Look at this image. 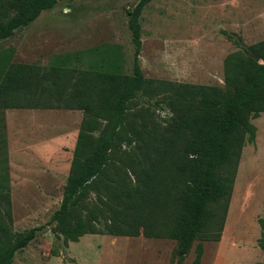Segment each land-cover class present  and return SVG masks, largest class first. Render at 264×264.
Segmentation results:
<instances>
[{
  "label": "trees",
  "instance_id": "16d2710c",
  "mask_svg": "<svg viewBox=\"0 0 264 264\" xmlns=\"http://www.w3.org/2000/svg\"><path fill=\"white\" fill-rule=\"evenodd\" d=\"M59 1L0 0V40ZM149 1L127 8L130 74L115 43L55 54L45 65L15 61L14 48L2 49L0 120L8 108L83 111L61 204L49 220L65 245L85 234H142L174 239L187 254L197 240L191 264H199L203 242L221 237L243 148L256 139L251 119L264 112V39L226 56L224 87L146 77L141 16ZM139 99L153 100L168 117L150 120L134 110ZM123 143L133 150L121 154ZM92 191L98 205L89 203ZM2 197L10 206L9 194ZM40 229L11 234L0 218V264H12Z\"/></svg>",
  "mask_w": 264,
  "mask_h": 264
},
{
  "label": "rangeland",
  "instance_id": "374dc122",
  "mask_svg": "<svg viewBox=\"0 0 264 264\" xmlns=\"http://www.w3.org/2000/svg\"><path fill=\"white\" fill-rule=\"evenodd\" d=\"M138 2L61 0L29 25L1 39L0 51L12 47L15 61L45 65L55 54L115 43L123 47L124 68L130 74L134 44L127 8ZM141 25L140 64L146 77L224 87L226 56L264 39V0H150ZM140 108L157 123L168 117L167 110L153 100L139 99L134 110ZM2 116L1 221L11 234L41 227L36 237L15 253L12 264L192 263L197 240L187 254L179 253L174 239L142 234H85L65 245L49 220L61 204L83 111L8 108ZM251 121L256 139L243 148L221 237L203 242L199 264H264V250L258 246L259 219H264V112ZM20 141L45 150L41 155L59 150L56 166L11 163L10 149ZM133 148L134 144L123 143L121 154ZM6 193L10 206L2 197ZM89 203L99 204L94 191Z\"/></svg>",
  "mask_w": 264,
  "mask_h": 264
},
{
  "label": "crops",
  "instance_id": "0c3cea01",
  "mask_svg": "<svg viewBox=\"0 0 264 264\" xmlns=\"http://www.w3.org/2000/svg\"><path fill=\"white\" fill-rule=\"evenodd\" d=\"M54 149L50 150V154L49 152H47V156L45 155L46 152L45 150H41L40 147L38 146H30V145H25L24 142H19L15 145H13L10 149V162H17V163H24V162H43L45 163L47 166L49 167H55L56 163L58 162V158H59V150L56 151L55 153L53 152ZM44 156H46V158L43 160V155H41V153ZM72 153V151H71ZM53 154L55 155V157H53ZM16 156V157H15ZM46 161V162H45ZM21 166V165H20Z\"/></svg>",
  "mask_w": 264,
  "mask_h": 264
},
{
  "label": "water",
  "instance_id": "95a60500",
  "mask_svg": "<svg viewBox=\"0 0 264 264\" xmlns=\"http://www.w3.org/2000/svg\"><path fill=\"white\" fill-rule=\"evenodd\" d=\"M252 57H253L255 60H257V61L260 60V59H259V56H258L257 54H255V53L252 54ZM180 254H181V253H180Z\"/></svg>",
  "mask_w": 264,
  "mask_h": 264
}]
</instances>
